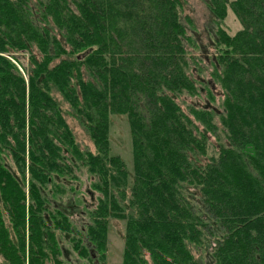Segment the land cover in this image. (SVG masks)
<instances>
[{
	"label": "trees",
	"instance_id": "1",
	"mask_svg": "<svg viewBox=\"0 0 264 264\" xmlns=\"http://www.w3.org/2000/svg\"><path fill=\"white\" fill-rule=\"evenodd\" d=\"M208 5L241 24L214 32L218 112L177 103L197 94L182 0H0L4 264H75L64 242L105 264L111 219L121 264H264V0ZM111 115L126 116L131 169L110 152ZM79 172L95 202L75 219L83 194L63 198Z\"/></svg>",
	"mask_w": 264,
	"mask_h": 264
},
{
	"label": "rangeland",
	"instance_id": "2",
	"mask_svg": "<svg viewBox=\"0 0 264 264\" xmlns=\"http://www.w3.org/2000/svg\"><path fill=\"white\" fill-rule=\"evenodd\" d=\"M231 1V0H230ZM183 2V15L188 18L190 24V31L196 41L195 44L189 45L187 48L190 51V73L195 79L196 95L184 93L179 96L177 103L184 111L186 108L198 107L206 108L214 112L221 109V101L223 98L220 87L216 80L212 77L215 72V65L217 64L215 56V44H213L214 32L219 25L228 34H235L240 28L241 24L237 20L233 10L228 5L226 8V16L217 24L214 20L212 12L209 10L208 0H182ZM213 16V17H212ZM186 21V19H183ZM188 45V44H187ZM219 66V65H218ZM219 68V67H218ZM213 120L218 121L216 116ZM110 152L119 155L126 163L127 167H132V148L130 145V137L128 132V125L125 115H111L110 116ZM69 122L74 130L77 140L82 147L93 150L92 143L88 140L83 127L76 123V121L69 119ZM197 123V121H195ZM201 128V126H200ZM220 134V133H218ZM209 135L210 144L215 142V136ZM77 180L73 179L69 184L75 188L74 193H70L68 197H64L63 201L67 203L69 196L78 197L83 194V202L86 208L80 205L79 211L73 213L74 218H85L88 215L87 210L93 206L95 199L91 197L89 191L91 183L94 181L86 173L79 172ZM78 199V198H77ZM74 201L77 202L74 198ZM107 243L105 251V264H121L123 252V236H124V221L111 219L108 224ZM66 255L71 257L75 264H89L90 261L79 260L75 253L71 252L67 242H64ZM78 259V260H77ZM0 264H4L0 259Z\"/></svg>",
	"mask_w": 264,
	"mask_h": 264
},
{
	"label": "bare ground",
	"instance_id": "3",
	"mask_svg": "<svg viewBox=\"0 0 264 264\" xmlns=\"http://www.w3.org/2000/svg\"><path fill=\"white\" fill-rule=\"evenodd\" d=\"M48 92V91H47Z\"/></svg>",
	"mask_w": 264,
	"mask_h": 264
}]
</instances>
